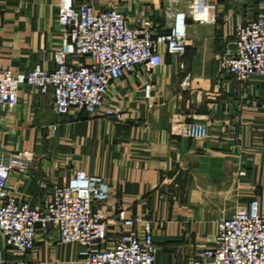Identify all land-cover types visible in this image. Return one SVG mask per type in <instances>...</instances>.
Returning <instances> with one entry per match:
<instances>
[{
  "label": "crops",
  "instance_id": "1",
  "mask_svg": "<svg viewBox=\"0 0 264 264\" xmlns=\"http://www.w3.org/2000/svg\"><path fill=\"white\" fill-rule=\"evenodd\" d=\"M75 1L117 8L130 25L149 21L156 33L189 10V0ZM261 1L218 0L214 23L189 18L186 52H165L153 71L135 67L111 84L95 114L60 115L51 92L22 87L12 111H0V164L11 167V192L45 204L53 185L77 171L102 176L110 185L109 216L124 209L143 217L138 230L151 228L157 264H192L200 249L216 244L220 219L254 199L264 207V77L243 83L218 66L245 9L257 11ZM59 13L60 0H0V64L53 69L64 38ZM109 108L125 118L107 115ZM83 250L59 241L55 227L40 230L27 252L0 233V264H84Z\"/></svg>",
  "mask_w": 264,
  "mask_h": 264
},
{
  "label": "built area",
  "instance_id": "2",
  "mask_svg": "<svg viewBox=\"0 0 264 264\" xmlns=\"http://www.w3.org/2000/svg\"><path fill=\"white\" fill-rule=\"evenodd\" d=\"M217 1L189 0V10L177 11L170 29L156 33L149 21L130 25L117 8L97 10L92 3L60 0L58 20L64 38L54 50V68L36 65L14 71L0 64V111H12L21 88L27 87L41 94L51 92L60 115L97 113L111 84L135 67L153 71L163 63L165 52L183 55L189 18L214 23ZM218 66L243 83L253 75L264 77V15L238 25ZM150 93L148 83L147 97ZM106 114L125 118L116 109L109 108ZM50 129L56 132L58 123ZM190 132V127H183V134ZM10 173V165L0 164V233L9 246L30 251L40 230L55 227L62 243L84 246V264H157L159 245L151 228L146 226L143 235L138 230L144 218L124 209L109 216L110 185L104 177L77 171L53 185L50 201L36 204L11 192ZM192 264H264V207L260 201L254 199L248 207L220 219L216 244L200 249Z\"/></svg>",
  "mask_w": 264,
  "mask_h": 264
},
{
  "label": "rangeland",
  "instance_id": "3",
  "mask_svg": "<svg viewBox=\"0 0 264 264\" xmlns=\"http://www.w3.org/2000/svg\"><path fill=\"white\" fill-rule=\"evenodd\" d=\"M261 3L263 4V6L259 9H257V11H255V9H251L249 12L245 9L243 16L245 18L244 23L248 21V19L252 20L255 19L256 16L264 14V0L261 1ZM249 20V21H250Z\"/></svg>",
  "mask_w": 264,
  "mask_h": 264
}]
</instances>
